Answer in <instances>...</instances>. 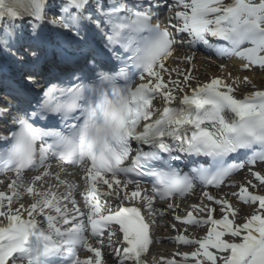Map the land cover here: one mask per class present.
Instances as JSON below:
<instances>
[{"label": "snow or ice", "instance_id": "obj_1", "mask_svg": "<svg viewBox=\"0 0 264 264\" xmlns=\"http://www.w3.org/2000/svg\"><path fill=\"white\" fill-rule=\"evenodd\" d=\"M217 40L241 71L264 69V0H0V72L17 76L0 100V264H108L106 249L146 264L155 202L177 212L197 187L174 220L205 234L173 224L191 250L159 264H264V89L202 82L178 54ZM46 48L72 53L56 82Z\"/></svg>", "mask_w": 264, "mask_h": 264}, {"label": "bare ground", "instance_id": "obj_2", "mask_svg": "<svg viewBox=\"0 0 264 264\" xmlns=\"http://www.w3.org/2000/svg\"><path fill=\"white\" fill-rule=\"evenodd\" d=\"M192 55V54H191ZM195 55V54H194ZM244 63V61L240 60L239 58H229V59H225L224 62H211L209 60H207L206 58H203V56L201 57L200 55L195 56V59L193 61V66H194V75H196L200 81H206L208 79H210L213 76H223L225 78L228 77V73H231L233 76H249L252 81L253 84H255V89H253L250 85L249 86H241V88L239 89L241 92H246V91H253V90H257V88H261L264 87V71H262L263 69L260 68H252L248 71H241V65ZM221 64L226 65V67L221 70V68L219 67ZM180 68H185L186 65L183 63L179 64ZM241 174V175H239ZM238 175L236 176V182L239 183L245 176L244 172H240ZM235 189H230L229 191L225 190V193L228 192L230 193L231 191H234ZM239 204L236 205V207H238ZM240 206V205H239ZM241 213H246L244 211L241 210ZM200 234L204 235L205 232L204 230H200Z\"/></svg>", "mask_w": 264, "mask_h": 264}]
</instances>
